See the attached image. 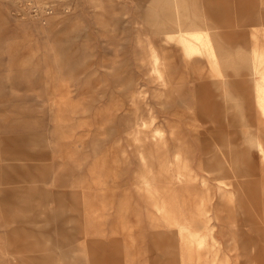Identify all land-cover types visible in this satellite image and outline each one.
Returning <instances> with one entry per match:
<instances>
[{
    "label": "rangeland",
    "instance_id": "374dc122",
    "mask_svg": "<svg viewBox=\"0 0 264 264\" xmlns=\"http://www.w3.org/2000/svg\"><path fill=\"white\" fill-rule=\"evenodd\" d=\"M69 4L0 0V264H264V0Z\"/></svg>",
    "mask_w": 264,
    "mask_h": 264
},
{
    "label": "bare ground",
    "instance_id": "6f19581e",
    "mask_svg": "<svg viewBox=\"0 0 264 264\" xmlns=\"http://www.w3.org/2000/svg\"><path fill=\"white\" fill-rule=\"evenodd\" d=\"M103 7V6H102ZM99 8H100V6H99ZM181 10H179V16H180V18L178 19V21L180 22L181 20L182 21H184V22H181V23H179L177 26H178V31L177 32H174V33H176L177 34V36H178V38L180 39V42L182 43V45L183 46H191L192 45V42H189V39H188V37H200V39L202 38V37H204L203 35H196V34H192V35H190V36H187L186 34H185V31H190V30H200L201 28H200V24L198 25V23H197V21L195 20V19H193V18H191V16L193 17V14H192V12H189V10H188V8H187V5L184 3L183 5H182V7L180 8ZM100 12H102V11H100ZM102 14H105V13H102ZM102 17V16H101ZM106 18H107V16H106ZM108 19V21H109V18H107ZM99 20H100V18H99ZM106 21V20H105ZM104 21V22H105ZM111 21V20H110ZM103 21H102V23H104ZM2 23V22H1ZM66 23V22H65ZM57 25V24H56ZM62 25H64V24H62ZM107 25V24H106ZM194 26H196V28L194 27ZM61 27V26H60ZM109 27V26H108ZM111 27V26H110ZM113 27V26H112ZM186 27H190L191 29H187ZM108 29V28H107ZM106 29V30H107ZM206 29V28H205ZM202 30V29H201ZM110 31H111V29H110ZM204 42L202 41V44H203ZM152 46V45H151ZM154 48V47H153ZM152 48V49H153ZM157 49V48H156ZM149 52H151V51H149ZM156 52V51H155ZM154 52V53H155ZM153 53V52H152ZM160 53V52H159ZM162 53V52H161ZM164 53V52H163ZM152 57H153V55H152ZM161 57H162V55H161ZM161 57H159V55H155L154 56V66H155V69H156V72L158 71H160L159 70V65H160V63H161V60L162 59H160ZM168 58V57H167ZM166 58V59H167ZM169 60V59H168ZM163 62V61H162ZM162 64H164V63H162ZM163 66H165V64L163 65ZM162 67V66H161ZM166 68V67H165ZM161 69V68H160ZM163 69V68H162ZM162 71V70H161ZM166 71V70H165ZM170 71H171V69H170ZM258 70L256 69V73L255 74H262L263 76H264V73H261V72H257ZM163 73H164V70H163ZM156 74V73H155ZM159 74V73H158ZM154 75V74H153ZM165 75V74H164ZM167 75H169V74H167ZM159 76V75H158ZM168 77H170V76H168ZM159 78V77H158ZM164 78H165V76H164ZM161 81H162V79H161ZM170 81V80H169ZM171 83V82H170ZM255 85H256V87H257V90H258V92H259V106H260V108L262 109V111L264 112V78L260 81V82H258V80H257V82H255L254 83ZM165 85V84H164ZM166 87V86H165ZM167 89H168V87H167ZM136 98V97H135ZM137 121V120H136ZM128 123H129V121H128ZM138 124V123H137ZM143 124V123H142ZM127 126H128V124H127ZM131 127H133V125L131 126ZM135 128V127H134ZM137 129H139V128H137ZM132 130V129H131ZM129 131H130V129H129ZM146 131V130H145ZM250 136V139L252 140L253 139V141H254V143L256 144V145H258V146H261V143H260V139L258 140L257 139V137H255L254 135H249ZM135 137V136H134ZM129 139V138H128ZM131 139V138H130ZM137 139H139V138H137ZM133 140V139H132ZM135 142V141H134ZM133 143V142H132ZM163 145H165V143H163ZM163 145H160V142H158V141H153L152 143H151V148L152 149H157V148H160V146H163ZM169 145V144H168ZM97 149H99V147H97ZM168 150H170V149H168ZM103 151H104V149H103ZM102 152V151H101ZM167 153H168V151H167ZM99 154H100V152H99ZM101 155V154H100ZM103 155V154H102ZM104 156V155H103ZM140 158H142L144 161L146 160V156H145V151H143V150H141L140 151ZM179 158V157H178ZM142 159H141V162H142ZM165 159H166V157H165ZM167 160V159H166ZM164 161V160H163ZM163 163H165V161L163 162ZM167 164V163H166ZM166 164H164V165H166ZM166 176V175H165ZM169 176V175H168ZM169 178V177H168ZM181 179V178H180ZM174 180V179H173ZM225 181V180H224ZM223 183V182H222ZM162 184V183H161ZM168 184V183H167ZM172 184V183H171ZM224 184V183H223ZM228 184V183H227ZM163 185V184H162ZM162 185H160V186H162ZM177 185V184H176ZM179 185V184H178ZM177 185V186H178ZM182 185V184H181ZM165 186V185H164ZM166 187V186H165ZM151 190V189H150ZM179 223V222H178ZM179 227V226H178ZM180 227L183 229V230H186L187 232L186 233H188V237H189V239H190V242H191V240H192V242H194V243H198V245L199 246H201L202 247V245H203V239H201V237H199L196 233H194V232H192V231H190L189 230V228L188 227H186V226H184V225H180ZM189 247V246H188ZM191 251V250H190ZM196 251V250H195ZM195 251H193V254H194V252ZM211 251V250H210ZM215 252V251H214ZM196 253H197V251H196ZM202 254V253H201ZM215 255H217V254H215ZM193 256H195V254L193 255ZM203 256L204 255H202L201 256V258H203ZM189 257V256H188ZM215 257V256H214ZM217 257V256H216ZM194 259V258H193ZM192 259V260H193ZM214 259H216V258H214ZM196 260V259H195ZM199 260V259H198ZM202 260V259H201ZM195 262V261H194ZM198 262V261H197Z\"/></svg>",
    "mask_w": 264,
    "mask_h": 264
},
{
    "label": "built area",
    "instance_id": "2783aa9c",
    "mask_svg": "<svg viewBox=\"0 0 264 264\" xmlns=\"http://www.w3.org/2000/svg\"><path fill=\"white\" fill-rule=\"evenodd\" d=\"M16 18L48 26L58 14L66 15L73 11L70 0H8Z\"/></svg>",
    "mask_w": 264,
    "mask_h": 264
}]
</instances>
